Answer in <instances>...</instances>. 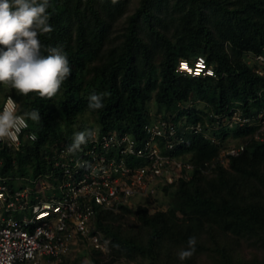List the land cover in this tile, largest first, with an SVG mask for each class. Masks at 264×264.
Instances as JSON below:
<instances>
[{"label":"trees","instance_id":"obj_1","mask_svg":"<svg viewBox=\"0 0 264 264\" xmlns=\"http://www.w3.org/2000/svg\"><path fill=\"white\" fill-rule=\"evenodd\" d=\"M127 4L0 0V88L8 87L17 112L37 136L36 142L13 154L16 170L10 168L12 156L0 153L4 174L38 175L50 169L44 157L58 141H70L78 116L87 111L97 116L101 133L116 131L140 140L143 126L150 122L146 103L152 94L159 118L175 124L181 117L191 124L204 122L194 107L186 106L191 99L207 101L216 114L232 101H253L245 113L261 108L264 76L241 56L264 55V0H141L121 38L111 41V29L125 16ZM141 24L148 29L147 38L139 32ZM197 56L212 67L215 78L178 74L179 60ZM84 70L92 71L86 87ZM251 133L234 135L246 138ZM226 134L213 131L221 142ZM178 153L194 170L188 180L161 187L160 192L170 194L166 211L149 214L146 207L136 208L139 239L132 226L123 228L120 213L96 212L94 230L111 240L112 255L139 257L150 264H183L210 240L218 252L215 264H264L231 256L226 241L222 246L228 236L264 245V144L251 142L227 167L217 164L210 174L200 168L217 157L219 146L207 138L191 135ZM121 211L130 213L127 207ZM90 252L92 264H103V252Z\"/></svg>","mask_w":264,"mask_h":264},{"label":"built area","instance_id":"obj_2","mask_svg":"<svg viewBox=\"0 0 264 264\" xmlns=\"http://www.w3.org/2000/svg\"><path fill=\"white\" fill-rule=\"evenodd\" d=\"M255 60L264 64V55ZM177 72L190 78H215L205 59H181ZM260 76L263 73L255 70ZM17 104L7 95L0 104V153L13 154L37 141ZM177 124L157 119L143 126L140 140L127 133H101L92 128L78 131L70 141L54 144L44 160L50 169L38 175L4 174L0 155V264H72L70 256L86 243L104 252L106 243L94 230L96 212H120L143 198H154L162 186L180 178L188 180L194 165L179 155L191 135H202L219 146V153L200 170L206 174L217 164L227 167L251 142L264 144V105L255 113L230 106L208 121L191 124L185 117ZM213 131H252L245 141L226 146ZM226 134V135H227ZM12 170V171H13Z\"/></svg>","mask_w":264,"mask_h":264},{"label":"rangeland","instance_id":"obj_3","mask_svg":"<svg viewBox=\"0 0 264 264\" xmlns=\"http://www.w3.org/2000/svg\"><path fill=\"white\" fill-rule=\"evenodd\" d=\"M140 1L141 0H128V4H127L126 9H125V16L123 18H121L120 20H118V22H116L111 29V33H110L111 41H117L121 38V35L123 32V27H124V25L126 27V22H127L128 17L134 13V11L138 7ZM173 7H174V5L172 3L169 4V9H171ZM170 18L171 17H167V19H166L167 22L169 23L168 24L169 30L167 32V34L169 36H171L173 34V26L170 23L171 22ZM147 30L148 29H147L145 24L140 25L139 32L145 38H147V36H146L148 33ZM30 42H32L31 38H29V43ZM226 47L228 50V46H226ZM27 50L29 51V55H30L32 53V48L30 46H27ZM241 58H242V61L249 68L253 69V71L259 70L260 72L263 73V76H264V64L257 62L255 60V55L248 52V53H244L241 56ZM160 59H161V53L158 51L154 55L153 61L156 65H158L160 63ZM189 60L192 61L193 57H190ZM90 67L91 66H87L88 69H90ZM84 73L86 76H85L83 87H86L85 83L90 80V78L92 76V71H85L84 70ZM7 95H11V93H10V90L8 89V87L6 85H4L0 88V104L2 103L4 97ZM192 97H193V95H192ZM252 103H253V101H249L247 103L248 105H246V103L241 102V101H232L228 107L233 106V107L239 109L240 111H244V108L246 106L251 105ZM263 105H264V102H262V104L259 105L258 107L260 108ZM186 106L191 107V108L194 107L195 110L198 111L199 114H201V116L204 120L202 125L205 127L204 124L206 123V121H208L209 115L213 111L212 106L210 104H208L207 101L201 100V99H196V100L191 99L190 101H188ZM146 108H147V116H148L150 122L151 121L155 122L157 119H159L160 115H162L161 113H158V107H157L156 102L154 100V94H152L150 100L147 101ZM254 110H256V109H254ZM183 118L184 117H181V120H183ZM176 124H177V122H176ZM80 127H83V128H87V127L96 128L97 127V129H98L97 116L91 112H88V111L79 115L77 120H76V124L74 125V132L77 133L80 130L79 129ZM211 131H212V129H210V128L204 129V133H205L206 137H210L213 135L211 133ZM234 132H235V130H230L228 132L229 134L224 136L223 144L225 143L226 146H229L231 144H234L237 142H242V141L246 140V138H244L242 136H237L234 134L232 135L231 133H234ZM207 173L210 174V171L206 172V174ZM169 195L170 194L165 195L164 193L159 192L158 195L154 198H147V199L143 198L142 200H139L138 202L133 203V205L128 207L130 213H125L123 211L118 212V214L119 213L121 214V218H120L121 220H119V222L123 225V228H125V226H127V227L132 226L134 228L132 234L135 235L136 239H139L142 235V231L138 230L136 215L134 214L136 211V208L139 205L142 207H146L149 214H154L157 211H166L169 207L168 206L169 200H170ZM97 233H99V232H97ZM99 236L107 245V249L103 252V255H104L103 256V258H104L103 264H110L111 260L115 261L114 263H111V264H150L148 262V260L141 259L139 257L134 258V259H129L125 256H123V257L122 256H120V257L113 256L111 251H110V248H109L111 240L109 238H106L103 233H99ZM206 239H208V238H206ZM224 241H226L228 244L227 249L229 250V252H230L229 254L231 256L246 259L248 261L256 260L257 262H261L264 260V245H262L259 241L255 240V239L244 238V239H240V240H235L232 237L228 236V237L224 238V240L222 241V246H223V244H225ZM205 243L206 244H204V248L200 249L199 253L193 254L191 257H188V260L183 261L182 263L183 264H215L216 260L218 259V252H216L214 250V247H212L210 240H208V243L205 240ZM90 250H91V248L86 243H84V244L81 243V245L77 246V248L71 254V256L69 258L70 262L72 264H92L91 259H90V254H91Z\"/></svg>","mask_w":264,"mask_h":264}]
</instances>
